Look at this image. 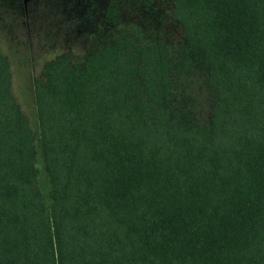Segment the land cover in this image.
Returning <instances> with one entry per match:
<instances>
[{"label": "trees", "instance_id": "trees-1", "mask_svg": "<svg viewBox=\"0 0 264 264\" xmlns=\"http://www.w3.org/2000/svg\"><path fill=\"white\" fill-rule=\"evenodd\" d=\"M143 1L172 28L110 1L35 125L0 50V264H264V0Z\"/></svg>", "mask_w": 264, "mask_h": 264}, {"label": "rangeland", "instance_id": "rangeland-1", "mask_svg": "<svg viewBox=\"0 0 264 264\" xmlns=\"http://www.w3.org/2000/svg\"><path fill=\"white\" fill-rule=\"evenodd\" d=\"M110 1L122 28L137 25L157 34L173 26L164 5L143 0H0V50L10 59L12 91L32 124L33 77L62 51L80 57L104 26ZM38 166L43 170L40 161Z\"/></svg>", "mask_w": 264, "mask_h": 264}]
</instances>
